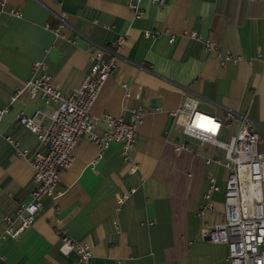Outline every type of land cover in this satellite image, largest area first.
Here are the masks:
<instances>
[{"label":"crops","instance_id":"obj_1","mask_svg":"<svg viewBox=\"0 0 264 264\" xmlns=\"http://www.w3.org/2000/svg\"><path fill=\"white\" fill-rule=\"evenodd\" d=\"M129 1L140 15H131L127 0H6L5 7L19 9L21 16L0 12V108H6L0 115V218L24 204L34 184L28 155L17 154L7 139L29 152L42 149L16 116L39 111L46 123L53 109L25 93L9 101L32 74L33 60L44 62L52 84L64 92L86 72L89 50L110 48L121 36L114 71L88 112L126 120L134 106L142 110L127 161L110 142L90 167L95 148L84 134L77 136L71 163L58 173L55 196L41 198L24 232L0 241V264H72L73 252L57 250L54 219H60L66 236L87 244L92 264H227L224 244L208 241L200 231L222 218L224 170L203 163V157L221 152L183 136L168 112L189 94L210 115L226 109L244 113L257 133L256 147L264 148V0ZM58 13L66 24L64 38L43 26H54ZM182 29L211 39L216 49L238 60L218 65L198 39L180 36ZM144 30L158 34L143 37ZM106 55L103 50L101 57ZM234 126L233 121L231 131ZM103 127L96 121L92 130L99 133ZM175 140L193 150H172ZM207 175L217 190L209 193L212 205L199 217L195 212L204 202Z\"/></svg>","mask_w":264,"mask_h":264},{"label":"built area","instance_id":"obj_2","mask_svg":"<svg viewBox=\"0 0 264 264\" xmlns=\"http://www.w3.org/2000/svg\"><path fill=\"white\" fill-rule=\"evenodd\" d=\"M126 1V0H125ZM127 8L131 15H140L136 4L127 0ZM162 0H156L160 3ZM6 0H0V12H6L17 17L21 16L19 9L5 7ZM56 24L49 26L46 22L44 28L52 31L57 38H64L61 29L65 27L63 13L56 16ZM157 31L141 32L143 37L152 39ZM180 36H186L193 40L198 39L202 50L212 53L215 62L223 65L225 62L234 63L239 57L227 52H221L215 48L211 39L199 38L193 30L182 29ZM170 34L167 41H172ZM122 40L121 36L114 38V44L110 48H98L87 52V68L81 80L75 87L60 92L52 84L51 76L46 72L45 64L41 59L33 60L30 72L32 73L20 87L14 88L9 97L13 101L20 93H25L28 98L39 97L46 105H53L52 111L43 122L45 114L35 111L34 114H18L17 122L34 134L42 149L29 152L27 148H18L10 138L15 152L20 156L28 155V164L31 170L32 182L28 200L18 204L12 213L0 218V241L5 238H16L31 225L34 216L39 211L40 200L44 196L52 199L54 184L57 183L59 171L69 166L72 160L71 147L80 134L95 148L90 167L100 157L105 146L115 142L121 161L129 160L128 153L134 141V127L140 120L139 106H134L124 120L120 115L114 116L108 113L93 115L88 112L89 105L94 99L103 80L114 71L116 48ZM73 44L74 39H69ZM106 51L105 58L101 52ZM121 86H123L121 84ZM126 96L127 91L123 90ZM6 112V108H0V115ZM171 125L178 129L183 136H190L197 144L207 143L211 147L218 148L220 157H203V163L218 165L224 170L221 192V220L200 231L201 235L215 244L221 243L225 247V260L227 264H264V148L258 149L256 143L257 133L251 128V120L244 113L226 109L221 115H210L196 107V99L193 95L185 94L179 104L168 112ZM96 121L104 125L102 131L96 133L92 130ZM235 123L230 130V123ZM165 134V131H163ZM172 150L192 151L183 140H175L171 144ZM206 191L203 192V205L199 206L195 214L201 216L204 209L210 208L209 193L216 191L213 176L206 177ZM122 192L116 198L117 204L129 194ZM60 219H54L52 228L57 234L59 242L57 250L67 255L73 252L75 260L72 264H92L90 262L89 249L85 242L66 236L59 226Z\"/></svg>","mask_w":264,"mask_h":264}]
</instances>
